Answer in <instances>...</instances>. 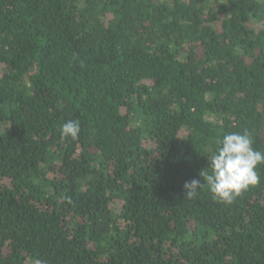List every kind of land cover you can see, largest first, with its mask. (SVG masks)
<instances>
[{
  "label": "trees",
  "instance_id": "1",
  "mask_svg": "<svg viewBox=\"0 0 264 264\" xmlns=\"http://www.w3.org/2000/svg\"><path fill=\"white\" fill-rule=\"evenodd\" d=\"M245 131L264 0H0V264H264V164L230 205L201 175Z\"/></svg>",
  "mask_w": 264,
  "mask_h": 264
},
{
  "label": "clouds",
  "instance_id": "2",
  "mask_svg": "<svg viewBox=\"0 0 264 264\" xmlns=\"http://www.w3.org/2000/svg\"><path fill=\"white\" fill-rule=\"evenodd\" d=\"M80 131V122L69 120L62 125L61 136L75 141ZM209 162L211 172L202 171L201 175L213 198L230 205L242 192L259 182L257 167L264 164V152L253 147V139L247 131L226 133ZM203 185L198 179L186 182V197H195Z\"/></svg>",
  "mask_w": 264,
  "mask_h": 264
},
{
  "label": "rangeland",
  "instance_id": "3",
  "mask_svg": "<svg viewBox=\"0 0 264 264\" xmlns=\"http://www.w3.org/2000/svg\"><path fill=\"white\" fill-rule=\"evenodd\" d=\"M186 135H187L186 131H183L182 136L185 137ZM145 146L148 148H151V147H153V144L150 141H147V142H145ZM114 207L117 209H121L120 208L121 205L119 203L114 204ZM26 264H41V263L34 261L32 259H29V260H27Z\"/></svg>",
  "mask_w": 264,
  "mask_h": 264
}]
</instances>
